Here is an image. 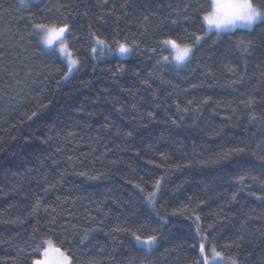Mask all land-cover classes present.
Listing matches in <instances>:
<instances>
[{
    "label": "trees",
    "instance_id": "16d2710c",
    "mask_svg": "<svg viewBox=\"0 0 264 264\" xmlns=\"http://www.w3.org/2000/svg\"><path fill=\"white\" fill-rule=\"evenodd\" d=\"M209 8L0 0V264H33L45 239L73 264H194L204 235L226 258L264 264V23L195 44ZM53 22L69 25L80 61L68 80L33 28ZM93 35L138 47L94 59ZM169 37L194 45L184 67L157 63ZM161 178L152 208L143 195ZM132 232L159 242L147 251Z\"/></svg>",
    "mask_w": 264,
    "mask_h": 264
},
{
    "label": "snow or ice",
    "instance_id": "6c2138e0",
    "mask_svg": "<svg viewBox=\"0 0 264 264\" xmlns=\"http://www.w3.org/2000/svg\"><path fill=\"white\" fill-rule=\"evenodd\" d=\"M31 0H21V5L24 7L28 6ZM203 8V5L200 6ZM187 18V17H186ZM175 23V21H174ZM202 26L205 27V31L202 35L193 34L192 39L195 44H199L205 37L209 36V33L214 32L217 37L222 34L233 32L236 29H247L251 30L257 24L264 23V3L256 2V0H210V8L204 11L201 16ZM35 34L40 37V43L46 48H52L54 45L58 46L59 53L67 61V72L64 74V78L67 79L69 74L73 71H79L78 65L79 59L74 58L72 50L69 48L66 36L70 33V27L67 23H36L33 25ZM93 46L91 47V53L93 58H96V54L99 51L100 56H104L106 53H111L113 50L120 56L130 55L134 48L138 45L133 41L130 45L128 42L112 41L110 44L106 39H102L98 36L93 35ZM159 44L164 48H170L174 53L169 58L168 55H162L157 63H174L176 66L185 65L194 54V45L188 43H179L176 39L171 37L159 41ZM153 52L156 50L153 49ZM240 83V81H232L230 86ZM191 103V102H189ZM251 105L253 98H249L246 102ZM33 116L36 115L34 112ZM151 116V113H149ZM31 119V117H29ZM255 119V116L251 117ZM131 136V133H128ZM235 153H243L245 149L237 148L233 150ZM256 155V153H253ZM258 159L264 161V155L258 156ZM81 175H86L82 173ZM96 179V177H91ZM162 179L155 182L152 191H148L143 195V199L147 205L155 208L157 199L161 192ZM253 180H257V177H252ZM260 183L264 184V180ZM135 187L140 193H145V188L141 187L140 184H135ZM264 199V197H258ZM173 215L178 214L174 211ZM179 214H183L180 212ZM196 230L199 234L200 224L199 216L196 218ZM211 227V225L209 226ZM123 231H128L123 229ZM134 240L145 247L147 251H151L159 242V238L153 235L141 236L136 232H132ZM87 237H83L80 243L83 244ZM207 236H201L198 245V258L194 261V264H239L236 257L229 256L225 257L222 251H219L215 245L210 247L206 243ZM196 247V245H192ZM233 245H228L231 248ZM43 249L40 251V249ZM37 253L41 256V259L33 260V264H73V257L60 247H56L51 239L42 240L40 245H37ZM89 264H95L94 261H89Z\"/></svg>",
    "mask_w": 264,
    "mask_h": 264
},
{
    "label": "rangeland",
    "instance_id": "374dc122",
    "mask_svg": "<svg viewBox=\"0 0 264 264\" xmlns=\"http://www.w3.org/2000/svg\"><path fill=\"white\" fill-rule=\"evenodd\" d=\"M42 0H31V2L30 3H28V4H34V3H39V2H41ZM212 33H214V32H212ZM212 33H209V34H212ZM46 48V47H45ZM47 50H51V51H55L56 53H58L59 55H60V53H59V50H58V46L57 45H54L52 48H46ZM168 51H169V58L171 59V57H172V55L174 54V53H172V51H171V49L170 48H166ZM61 56V55H60ZM99 56V57H98ZM130 56H132V53L130 54V55H127V56H120L119 54H117V53H115V51L113 50V52H111V53H106L104 56H100V55H98V52H97V54H96V58H100V59H103V58H112V57H120V58H122V59H126V58H129ZM61 58L64 60V62L67 64V61H66V59L64 58V57H62L61 56ZM75 58V57H74ZM191 59V58H190ZM189 62V61H188ZM187 62V63H188ZM186 63V64H187ZM171 64H173L174 66H176L174 63H171ZM185 64V65H186ZM185 65H180V66H176V67H179V68H181V67H184ZM78 68H79V65H78ZM74 73H76V71H73L71 74H69V76H68V78L66 79V80H68ZM137 243V242H136ZM138 244V243H137ZM139 246H142V247H144L143 245H140V244H138ZM55 246V245H54ZM43 249L41 248L40 249V251H42ZM42 257L40 256L39 258H37V259H41Z\"/></svg>",
    "mask_w": 264,
    "mask_h": 264
}]
</instances>
